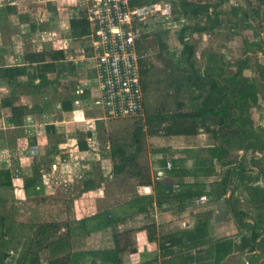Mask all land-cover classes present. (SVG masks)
Wrapping results in <instances>:
<instances>
[{
    "label": "rangeland",
    "instance_id": "obj_1",
    "mask_svg": "<svg viewBox=\"0 0 264 264\" xmlns=\"http://www.w3.org/2000/svg\"><path fill=\"white\" fill-rule=\"evenodd\" d=\"M141 1L137 5H146L154 1H168L172 4L173 15L170 19L161 23L164 18L155 15L146 21V28L152 35L157 36L160 33V27L163 26L165 29L161 32L162 37L169 42L170 34L176 30V27H180L186 22L183 8L181 9L176 2L178 0ZM30 2L57 4L58 12L60 9L61 11L64 10V5L69 9L76 7L75 0H30ZM251 2L255 5L258 4L255 0H229L222 6L229 13L232 12L234 5L246 8L250 13L247 24H250L251 27H245L246 25L236 18L237 24L233 25L231 29L219 28L212 36L213 40L217 41L216 46L207 48L208 51L218 46L221 47L226 41L231 52L230 58L223 59L216 56L207 60L208 58L198 57L197 53L190 55L189 51L184 52L182 50L180 52L176 45L168 48L165 44L160 46V50L158 46H154V53H150L147 37L141 41L138 49L146 54L140 65L145 94L143 116L95 121L92 122L94 128H89L88 123L83 122L85 124L81 130L78 129L80 126L72 123L63 124L65 127L63 133L52 132L49 135L46 132L47 126L37 127L34 114L25 117L26 124L22 127L11 126L5 119V125L0 128V168L11 169L14 187L0 188V215H4L6 218L4 226L0 228V232L5 234V237L0 239V264H31L30 258L36 254L39 262L36 260L32 264H49L50 260L56 257L63 258L65 264H75L73 262L75 257L71 258L73 254L76 255L77 264H90V259L94 256L98 257L99 264H109L107 262L113 260L121 264L126 263L127 260L132 264L138 263L139 259L145 261L144 251L151 246L141 243L138 245V238L147 237L146 235L149 234L148 231L140 229L144 221L138 216L139 214L134 217L131 215L135 212V200L147 193L144 179H146V175L152 176L151 154L153 151L178 155L177 159L173 158L174 170L182 179L188 174L194 175L195 186L193 183L185 184L183 182L188 178L178 179L182 187L181 195H179L180 201L190 199L195 192L200 193L205 190L202 184L203 177L205 174H210L205 169H208L209 165L213 163L214 156L219 154V150L216 148H208L207 152H203V154L200 153V149L194 147L193 149L188 147L173 149L172 146L175 144L200 142L198 135L199 117L177 120L173 117L160 118V115L179 111V102L182 101L186 102V106L180 110L194 113L203 111V106L196 101L195 93L197 92L196 87L200 85L199 80L205 75L208 66L206 71L211 70L216 77L229 64L232 75L237 69L238 61L248 54L247 57H252L251 68L244 72L252 77L257 84L260 83L256 63L258 61L264 65V5L259 9L258 18H254V13L251 12ZM9 5L12 8H8ZM28 5L21 3L20 0H0V8L4 9L0 15L5 21L4 24L0 23V47L9 46L16 42L15 47L26 49L37 41L25 33L26 30L23 29V26L27 24L28 20L21 18L22 13L23 15L29 13L38 17L42 26L41 31H45L43 33L46 34L42 37L41 45L54 47L50 38V31L54 30L50 27L52 26L51 23L60 21L59 14L55 11L35 10ZM230 17L233 18V15L231 14ZM154 18H157L158 21L156 22ZM191 39L194 44L195 41L202 42L200 35H193ZM76 41L79 42L78 39ZM152 42L154 43V40ZM258 42L262 49H256ZM227 70L228 67L225 68V71ZM245 88L248 91L253 90L251 85H245ZM8 91L9 87L0 86V101L3 93ZM19 93L20 102L23 104L37 105V102L43 101L37 95L28 94L26 88H20ZM228 95L231 96V94ZM91 103L90 115L101 116L100 106L95 102ZM51 111L50 115L44 116L43 121H53L54 116L52 114L54 111ZM252 114L255 117V123L264 127V104L261 109H254ZM85 115L87 116L86 113ZM212 122L215 121L212 119ZM138 124L144 125L146 131L145 151L139 158L142 175H134L129 171L115 174L113 172V159L109 154L110 146L113 143L129 142ZM88 130L95 131L94 139L88 141L90 150L76 149L72 143L65 148L60 144L59 153L51 155L52 172L49 173L43 169L42 181L38 183L37 188L31 189L30 193L25 191L24 182L36 172L33 165L35 160L37 162V159L44 158L58 139L68 141L72 138L75 140L78 137L84 138V134ZM257 131L264 142V129L257 127ZM34 133L38 136V142L36 139L35 143L32 137ZM220 141L222 142L223 139ZM231 143L237 144V142ZM166 146L171 147L168 149ZM262 155L264 156V151L258 154L257 152H240L237 149H230L229 158L244 161L251 170L254 164L257 166L258 164L264 165ZM157 162L162 165L165 161L159 159ZM200 174L203 177H200ZM240 174L243 175L242 178L249 180L257 178L252 176V173L245 175L244 165L241 167ZM216 177L222 178L219 173H216ZM89 180H92L91 183H96V185L88 188L86 183ZM98 182L101 183V186L97 188ZM217 182L219 183V181ZM151 198L154 200V196ZM207 205L200 207L184 204L185 210L189 206V208L196 210L194 214L184 215V219L186 218L196 224L195 228L174 226L176 221H172L167 224L166 228L162 229L163 240H159V243L165 251L162 254L161 264H202L200 260L203 257L211 256L214 253L216 256L213 264H218L228 248L232 244L234 245L233 241H220L217 237L213 238L211 221L214 218H211L212 212L209 211ZM105 210L111 211V219L112 221L115 220V223L105 218L102 212ZM120 218L122 220H119ZM49 221H56L58 226L50 227L48 236L44 238L41 233L42 225L43 223L48 224ZM108 222H111V225H108ZM115 225L122 231L118 236L121 240L120 245L126 246V251L122 253L115 248L117 246L113 236ZM124 229L132 230L124 232ZM60 240L66 244V247L54 248L57 247ZM168 241L172 243L171 246L167 245ZM201 242L208 245L206 253L188 256V250L185 249ZM136 248L138 251L135 252ZM106 257L107 259H105ZM156 260L151 259V261Z\"/></svg>",
    "mask_w": 264,
    "mask_h": 264
},
{
    "label": "trees",
    "instance_id": "obj_2",
    "mask_svg": "<svg viewBox=\"0 0 264 264\" xmlns=\"http://www.w3.org/2000/svg\"><path fill=\"white\" fill-rule=\"evenodd\" d=\"M133 4H140L141 0H131ZM229 0H178L176 1L180 8L183 10V14L186 18L184 26L181 28L180 39L184 44V52L189 51L190 55L196 54V43L192 41V36L196 33H202L205 30H208V23L215 26L219 24L222 28L231 29L233 25H236V18L239 21H242L245 27H251L250 24H247L249 18V11L246 8L241 6L234 5L232 12L224 10L222 6L227 3ZM21 3L28 5L29 7L35 10H49L55 11L59 14L60 19H69V28L67 36L71 38H83L90 33L89 22L85 17L78 15L80 8L78 6L69 9L65 5L63 6V11H59L57 4L48 3V2H37L31 3L30 0H20ZM258 4L255 5L251 2V12L254 13L253 17L258 18L259 9L264 5V0H255ZM8 8H12L9 5ZM3 8H0V13H2ZM211 13H214L216 17L212 18ZM71 14V16H69ZM231 14L233 18L230 17ZM208 16V23L203 25V17ZM21 18L28 20L27 24L23 26V29L26 30V34H29L30 38L37 39V41L32 43V46L27 47L26 49H21L20 47H15V43L9 46L0 47V86L9 87L8 92L3 93V97L0 101V128L5 125L6 122L11 126L22 127L26 124L25 117L31 114L35 115L36 123H41L44 120V116L48 115L51 110L53 102L58 101L61 103V108L66 115L67 120H73L75 116L74 103L76 99H95L96 93L92 88H82L81 80L84 78L92 79L94 72L90 70H85L82 67L79 70H76V64L70 62L69 66L71 67L72 72L66 73V71L57 70L56 63L59 60L65 59L67 51L55 47H43L42 37L43 32L39 26V19L29 13L27 15H21ZM3 17L0 15V23L4 24ZM52 35V33H50ZM259 43V42H258ZM159 47L165 44L168 46L165 39H160L158 41ZM259 49H262L261 44L259 43ZM87 51H92L91 48H88ZM183 52V53H184ZM216 56H220L224 59L225 54L217 53L213 49L206 51L202 57H205L207 60H211ZM11 58V59H10ZM240 62V61H238ZM209 65V64H207ZM236 71L231 75L232 71L226 65L223 69V72L217 75L216 77L212 71L207 69L205 70V75L199 80L200 83L209 84L210 95L207 98L205 105L204 113H180L174 112L171 114H161L160 118L164 117H173L177 120L183 118H192V117H201L208 116L211 117V114L215 117L219 127L212 129L213 136L216 140L223 141L217 144L214 148L219 150V154L214 156L218 161L222 162V165L229 166L235 165L239 170L232 172V176L237 177L241 183L245 180L242 179V175H239L242 165L241 162H238L233 159H229L230 149H233L234 146L240 149H251L254 151H264V142L262 136L258 135L257 129L252 125V120L249 118L247 109L244 107L248 102V95L250 94L245 88L247 79L243 76V68L246 66L245 63H238ZM228 67V70L225 71V68ZM74 70V71H73ZM199 83V84H200ZM232 85V86H231ZM202 86V84H201ZM234 86H236L234 88ZM20 88H26L29 92L28 94H39L43 97V101L39 105H34L30 107L29 104H23L20 102L21 97L19 90ZM63 90H69L71 95L68 98L62 99L60 96H57V93ZM229 92V93H228ZM228 94H231L229 96ZM228 95V96H227ZM92 101V100H91ZM211 106V107H210ZM237 106L241 108L239 112H232V107ZM243 107V108H242ZM47 131L50 133L57 132V127L51 121L47 122ZM92 131L87 132L86 137L79 140V148L81 150H90L88 146L89 138L92 137ZM145 128L144 125L138 124L135 127L133 135L129 142H120L113 143L110 146V157L113 159V172L115 174H121L124 172H131L134 175H142V170H140L139 158L145 151ZM33 142L37 139L36 134L32 135ZM63 142V139H58L56 143L51 146L50 152L44 156V158L37 159V162L33 163L36 172L35 175L28 177L24 182L23 188L26 192L30 193L31 189L37 188L38 183L42 181V170L46 172H52V159L51 155L59 153L60 143ZM225 142V144H224ZM231 142H237L235 145ZM239 144V145H238ZM247 144V145H246ZM257 166V165H256ZM259 171V176H264V165L257 166ZM144 179L145 186L152 185L151 177L146 175ZM221 183L224 185V191L227 189V183L230 182V176L227 173L221 178ZM92 180H89L88 188L93 187L96 183L92 184ZM250 182V181H249ZM101 183L98 182L97 188L100 187ZM204 186V185H203ZM247 188L251 191V202L255 208L264 207V187L261 185L253 186L249 183L246 184ZM14 187V178L11 169L9 168H0V188H13ZM201 193L211 194L210 191H202L197 198L202 196ZM181 195V192L179 193ZM153 196L151 193H145L143 196L138 197L135 200V212L131 216H136V214L141 217V220L144 221L141 224L140 229H149V239L150 240H163L158 231L156 230L155 222V213H154V200L151 198ZM194 196V195H193ZM152 199V200H151ZM148 200V202H147ZM150 201V202H149ZM138 211V212H137ZM105 215V218L109 221H112L111 211L105 210L102 211ZM101 214V213H100ZM141 215V216H140ZM96 216V215H95ZM261 216H258V221L262 222L264 220ZM87 219V218H85ZM5 216L0 215V228L5 224ZM119 220H122L121 218ZM115 223V220L112 223ZM258 222V223H259ZM108 225H111V222H108ZM58 226L56 221H49L48 224L43 223L42 225V236H48L49 228ZM115 225L113 236L116 241V249L118 252L122 253L126 251V246H121L119 240L120 231ZM132 229H124V232H130ZM253 237H257L258 232L254 229ZM4 232H0V239L4 238ZM160 237V238H159ZM41 242V241H40ZM169 246L172 245L170 241ZM68 246V245H67ZM65 248L66 244L60 240L57 247L54 248ZM76 254V253H75ZM75 257V258H74ZM37 254L34 257L30 258V262L35 263L37 259ZM71 258H74L75 264L78 263L76 255H71ZM107 259V257L105 258ZM97 256L90 259V264H99ZM109 264H121L116 260L107 262ZM49 264H65L63 258H53L50 260Z\"/></svg>",
    "mask_w": 264,
    "mask_h": 264
},
{
    "label": "crops",
    "instance_id": "obj_3",
    "mask_svg": "<svg viewBox=\"0 0 264 264\" xmlns=\"http://www.w3.org/2000/svg\"><path fill=\"white\" fill-rule=\"evenodd\" d=\"M211 17L214 18L216 15L214 13H211ZM203 25H206L208 23V16L203 17ZM39 26H41V22L39 21ZM43 25V24H42ZM51 29L54 31H50L52 33L51 35V40L53 41L54 47L55 48H60L64 49L67 51V55L65 59L59 60L56 65H57V70L61 71L64 70L66 73H70L71 67L69 66V63L72 62L76 64V70H79V68H83L85 70H89L87 67V61L86 57L89 56L92 51H87L88 48V42L85 41L83 38H77L79 42H77L75 38L68 37L66 34L68 32L69 28V19H60V21H55L51 23ZM184 26V23L180 25V27H176V30L173 31V33L170 34L169 36V42L168 48L173 47V45H176L179 47L180 52L184 49V44L181 42L180 39V33H181V28ZM208 30H205L202 33H196V35H200L202 42L201 41H195L197 47H196V53L198 57L202 58V55L209 49L211 46H216V42L213 40L212 36L214 33L217 32V29L222 28L219 24H216L213 26L212 24L208 23ZM45 32V31H43ZM46 34L43 33V36ZM53 36V37H52ZM45 38V37H44ZM53 38V39H52ZM150 40L153 39V37ZM149 40V39H148ZM166 40V39H165ZM217 40V39H215ZM167 41V40H166ZM174 43V44H173ZM42 46V45H41ZM228 44L227 42H223V45L221 47H216L213 48L214 51L217 53L225 54L224 58H230L231 57V52L228 49ZM62 47V48H61ZM159 48V45H158ZM208 48V49H207ZM198 50V51H197ZM154 53V51L152 52ZM226 54L227 57H226ZM74 71V70H73ZM89 80L88 78H84L81 80V85L83 86L84 89L88 88L89 84L86 86L85 82ZM202 84V86H201ZM210 85L206 83H200L198 87H196V101L199 105L203 106V111L201 113H204L205 110V105L204 103L206 102L207 98L210 95ZM43 97L39 94H32V96ZM60 96V98L65 99L68 98L71 95V92L69 90H63L57 93V96ZM78 100V99H76ZM76 100L74 103V108H75V113L77 112H85L87 114V118H91L94 116L90 115V111L92 109V104H91V98L89 99H79L80 103L76 104ZM203 103V105H202ZM40 103L37 102V105ZM30 107H33L34 104H29ZM186 102L182 101L179 102V111L180 113H191L192 111H187V110H180L182 108H185ZM53 107V108H52ZM211 107V106H210ZM51 110H53L52 116H54L53 121H51L55 126L57 127V133H63L64 131V125L63 124H74L78 127V129L81 130L83 125L85 123L83 122H75L73 120H67L66 115L63 112L61 108V103L58 101L53 102L51 106ZM49 111V115L50 112ZM194 113V112H193ZM198 113V112H196ZM213 114H211V117L208 116H201L199 117V125H198V131H199V136H200V142L197 143H190V144H175L172 146L173 149L177 147H182V148H197L200 149V153L203 154L207 152L208 148H214L217 144L220 143V141L216 140L213 136L212 129L219 127L217 124V121L215 120V117L213 118ZM213 121L215 122H212ZM100 121V120H98ZM36 125V124H35ZM47 126V122L43 121L41 123H37L38 126ZM77 129V128H76ZM38 130V129H37ZM88 130L87 132H89ZM46 132L47 135H49V132L47 131L46 127ZM87 132L84 134V138L86 137ZM38 133V132H37ZM95 135V131H92V141L94 138L93 136ZM78 136V134H77ZM38 138V136H37ZM82 137L72 138L71 140L65 141L63 139L62 146L65 148L69 144L75 145V148L78 149L79 147V140ZM74 139V140H73ZM79 139V140H78ZM73 140V141H72ZM38 142V139H37ZM37 146L38 143H37ZM77 146V147H76ZM171 146H166V148H170ZM240 152L244 150L241 149L239 150ZM151 161H152V176H151V181L152 185L151 191L148 193H151L154 196V213H155V222H156V230L158 231V235H160V232L164 227L166 228L167 224H169L172 221L174 222L175 225H180L182 227H196V224H193V222H190L186 218L184 219V215L188 216L189 214H194L196 210L192 208H187L185 210V205L188 204H193L196 206H202V205H207V208H209V211L211 210V218H215V215L219 213L217 209V205L220 199H225L227 202V215L222 218L221 220H216V221H211V227L213 231V238L217 237L220 239V241H233L234 245L232 244L230 248L225 252L223 259L218 261V264H264V220L262 222L258 221V216H261L264 219V207L263 208H255V206L251 202V191L249 188H247L246 184H250L253 186L261 185L264 187V176H259L258 174V167L255 169L254 177H257L255 180H249L248 178H242L245 180V183H241V181L235 177L234 175L232 176V172L235 170H239L238 168L234 167L233 165L225 166L222 165V162L218 161L217 158H214L213 165L210 164L208 169H205L206 171H209L210 174H205L203 177L200 174V177L204 178L203 187H205V191H210L211 194H205L201 193V195H207L208 200L204 202H198L199 197L197 198V195L200 193L195 192L194 196H192L190 199H187L185 201H180L179 199V193L181 191V183L178 181L180 179V175H178L174 168V159L178 158V155L176 154L171 155V154H164V153H157L155 150L151 154ZM159 159L165 161L162 165L159 164L157 161ZM230 159V158H229ZM238 162L243 163V161L237 160ZM171 162L172 167L167 168V163ZM246 169H249L248 167L244 169L245 175H248L251 173L250 171L246 172ZM163 170L164 174L163 175H158V171ZM174 171L175 173H170ZM216 173L221 174V177L226 175L227 173L230 176V182L227 183V190L224 191V185L221 183V179L219 177H216ZM242 175V174H241ZM256 175V176H255ZM243 176V175H242ZM188 178L185 182V184H190L196 182L194 179L193 174H188L185 176V178H181L180 180H184ZM219 181V183L217 182ZM250 181V182H249ZM173 185V188H166L165 185ZM195 186V185H194ZM146 187V186H145ZM204 191V190H203ZM160 199V201H158ZM176 200V201H175ZM160 202V203H159ZM211 205V206H210ZM184 208V210H181ZM183 211V213H182ZM214 220V219H213ZM259 222V223H258ZM173 227V226H172ZM254 229L257 230L258 235L257 237H253ZM144 231H148V234L150 230L144 229ZM147 237L141 236L138 238V245L139 243L143 245H150L151 247L149 249H145V261H141L139 259V262L136 264H154L158 263L161 264V259H162V254L164 253L165 249H163L159 243L160 239L157 240H150L149 235H146ZM160 238V237H159ZM217 242V240H215ZM167 245H169V242H167ZM208 245L204 242H201L197 244L196 246H191L185 250H188L187 255L192 256L195 254L203 253L205 254L207 251ZM181 250L183 248H180ZM178 249V250H180ZM218 249V248H217ZM215 249V250H217ZM135 252L138 251V248L134 250ZM214 253V252H213ZM215 253L211 256L203 257L200 261L202 264L204 263H214V258H215ZM151 259H158L156 261H151ZM214 260V261H213ZM127 260L126 263L124 264H132L131 262H128ZM220 262V263H219ZM217 264V263H215Z\"/></svg>",
    "mask_w": 264,
    "mask_h": 264
},
{
    "label": "built area",
    "instance_id": "obj_4",
    "mask_svg": "<svg viewBox=\"0 0 264 264\" xmlns=\"http://www.w3.org/2000/svg\"><path fill=\"white\" fill-rule=\"evenodd\" d=\"M75 5L80 8L78 15L85 17L90 26V33L83 39L92 49L85 59L94 76L85 85L89 84L88 88L96 92L91 102L100 106L102 115L87 118L80 111L75 113L73 121L86 122L89 128H94L92 122L98 120L143 116L145 94L140 65L146 54L139 51L138 45L150 35L146 28L148 18L160 15L164 18L161 23L170 19L172 4L168 1L137 5L131 0H75ZM79 103L80 100H76V104ZM171 167L172 163L168 162L167 168ZM163 174V170L158 171V175ZM207 200L208 196L202 195L198 202Z\"/></svg>",
    "mask_w": 264,
    "mask_h": 264
},
{
    "label": "flooded vegetation",
    "instance_id": "obj_5",
    "mask_svg": "<svg viewBox=\"0 0 264 264\" xmlns=\"http://www.w3.org/2000/svg\"><path fill=\"white\" fill-rule=\"evenodd\" d=\"M160 33L157 35V36H155V35H152V34H150L147 38L149 39L148 40V42H149V47H148V51L150 52V53H152L153 51H154V46H158L159 44H158V41L160 40V39H164L163 37H162V34H161V32H162V30H164L165 29V27H160ZM149 37H153V39L152 40H150L151 38H149ZM154 40V43L152 42ZM167 43H168V41H166ZM256 49H259L258 47H256ZM159 50H160V47H159ZM248 55V54H247ZM247 55L245 56L244 55V58H242V59H240V62H239V64L240 63H245L246 64V66L243 68V76H245L246 77V79H247V83L249 84V85H251L253 88V90H249L248 92L250 93L249 95H248V102H247V105H245V107H244V109L246 110L247 109V112L246 113H248V115H249V118L252 120V125H253V127L255 128V129H257V127L259 128V129H261V128H263L264 129V127H262V126H258L256 123H255V117L253 116V114H252V112H253V110L254 109H258V108H262L263 107V104H264V65L263 64H261V63H258V61H257V63H256V65H257V70H258V76H259V81H260V83L259 84H257L256 82H255V80L252 78V77H250V76H248V75H246L245 74V70H248V69H250L251 68V64H250V62H251V59H252V57H247ZM243 108V107H242ZM241 110V108H239V107H237V106H234V107H232V112L234 111V112H239ZM233 149H237L238 151L239 150H241L240 148H237V147H235L234 146V148ZM233 149H231V150H233ZM244 151H250V152H257L258 154L261 152V151H254V150H251V149H243ZM263 156V155H262ZM263 158H264V156H263ZM233 160H235V159H233ZM237 161V160H236ZM255 162V161H254ZM243 164H244V169L245 168H247V166H246V163L243 161ZM234 167H236L235 165L233 166V168ZM256 164H254V166L252 167L253 169H251V171H250V169H246V172L247 171H250L252 174H254V172H255V169H256ZM235 169V168H234ZM259 171H260V169H258V173H259Z\"/></svg>",
    "mask_w": 264,
    "mask_h": 264
},
{
    "label": "water",
    "instance_id": "obj_6",
    "mask_svg": "<svg viewBox=\"0 0 264 264\" xmlns=\"http://www.w3.org/2000/svg\"><path fill=\"white\" fill-rule=\"evenodd\" d=\"M166 188H170L172 189L173 188V185H165ZM145 191L148 193L151 191V187L149 186H146L145 187ZM217 209L219 211V213H217L215 215V218L213 221H216V220H221L222 218H224L226 215H227V202L225 199H220L219 202H218V205H217ZM189 254V253H188Z\"/></svg>",
    "mask_w": 264,
    "mask_h": 264
}]
</instances>
